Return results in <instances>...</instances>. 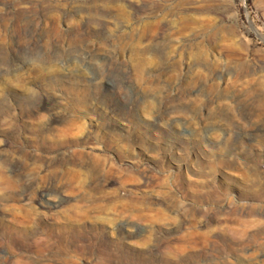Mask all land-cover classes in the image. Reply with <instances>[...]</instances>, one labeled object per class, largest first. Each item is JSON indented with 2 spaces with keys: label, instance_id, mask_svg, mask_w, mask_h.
Returning a JSON list of instances; mask_svg holds the SVG:
<instances>
[{
  "label": "rangeland",
  "instance_id": "rangeland-1",
  "mask_svg": "<svg viewBox=\"0 0 264 264\" xmlns=\"http://www.w3.org/2000/svg\"><path fill=\"white\" fill-rule=\"evenodd\" d=\"M0 180V264H264V0H0Z\"/></svg>",
  "mask_w": 264,
  "mask_h": 264
},
{
  "label": "bare ground",
  "instance_id": "bare-ground-1",
  "mask_svg": "<svg viewBox=\"0 0 264 264\" xmlns=\"http://www.w3.org/2000/svg\"><path fill=\"white\" fill-rule=\"evenodd\" d=\"M203 50H204V49H203ZM1 179H3V178H1ZM0 181H1V180H0ZM8 182H9V179H8ZM8 182H5V183L7 184ZM5 183L3 182V184H2V182H1L2 185H4ZM7 185H8V184H7ZM1 188H2V187H1ZM9 188H11V187L9 186ZM6 189H8V188H6ZM9 190H10V189H9ZM12 190H13V188H12ZM43 191H44V190H43ZM44 192H45V191H44ZM41 194H42V193H41ZM45 194H46V193H45ZM23 195H24V194H23ZM43 197H44V196H43ZM43 197H42V198H43ZM42 198H40V199H42ZM44 198H45V197H44ZM40 201H41V200H40ZM43 201H44V199H43ZM48 201H49V200H48ZM50 202H51V201H50ZM23 203H24V202H23ZM41 203H42V202H41ZM47 203H49V202H47ZM31 205H32V204H31ZM41 205H42V204H41ZM46 207H47V204H46ZM20 209H21V208H20ZM30 209H31V208H30ZM30 211H31V210H30ZM33 211H34V210H33ZM19 212H20V211H19ZM23 212H25V211L23 210ZM34 212H35V211H34ZM25 213L28 214V212H25ZM25 213H24V214H25ZM26 214H25V215H26ZM32 214H33V212H32ZM32 214H31V215H32ZM22 216H23V215H22ZM26 216H27V215H26ZM28 216H29V215H28ZM32 216H33V215H32ZM24 218H25V217H24ZM25 219H30V218H25ZM17 220H18V219H17ZM23 222H25L24 219H23ZM23 222H21V223H23ZM28 222H29V221H28ZM17 224H18V223H17ZM20 227H21V226H20ZM12 232H13V230H12ZM17 234H18V233H17ZM1 238H2V237H1Z\"/></svg>",
  "mask_w": 264,
  "mask_h": 264
}]
</instances>
